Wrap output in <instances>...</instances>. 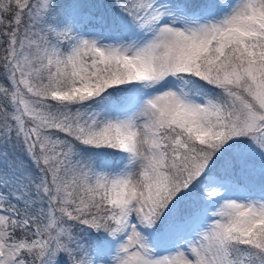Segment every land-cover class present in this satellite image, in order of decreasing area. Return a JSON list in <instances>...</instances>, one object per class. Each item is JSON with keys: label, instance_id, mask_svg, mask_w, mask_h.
Instances as JSON below:
<instances>
[{"label": "snow or ice", "instance_id": "obj_1", "mask_svg": "<svg viewBox=\"0 0 264 264\" xmlns=\"http://www.w3.org/2000/svg\"><path fill=\"white\" fill-rule=\"evenodd\" d=\"M0 264H264V0H0Z\"/></svg>", "mask_w": 264, "mask_h": 264}]
</instances>
